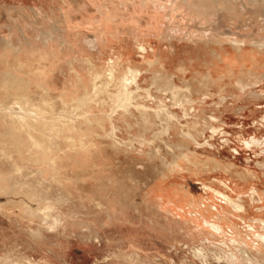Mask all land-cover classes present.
<instances>
[{"label":"rangeland","instance_id":"1","mask_svg":"<svg viewBox=\"0 0 264 264\" xmlns=\"http://www.w3.org/2000/svg\"><path fill=\"white\" fill-rule=\"evenodd\" d=\"M24 1L0 0V58L44 52L47 37L57 76L74 58L87 63L92 56L100 71L119 59L131 84L114 85L129 107L114 104L104 117L127 149L112 150L95 135L96 150L58 152L56 174L51 159L58 145L33 132L36 144L18 123L0 119V257L19 251L47 264H264V3L88 0L93 8L110 3L102 12L85 0ZM138 40L146 43L144 54ZM23 75L34 83L46 79ZM131 112L134 132L122 129ZM166 113L181 116L203 145L173 125L151 146L150 130L161 129ZM13 182L18 198L35 197L62 216V225L47 229L26 214L1 187ZM198 246L219 256L201 261L192 254Z\"/></svg>","mask_w":264,"mask_h":264},{"label":"bare ground","instance_id":"2","mask_svg":"<svg viewBox=\"0 0 264 264\" xmlns=\"http://www.w3.org/2000/svg\"><path fill=\"white\" fill-rule=\"evenodd\" d=\"M85 1L87 7H90L91 11L94 9L98 10L99 8L101 9L102 12H104L103 10L105 9V7L106 9L107 7L112 8L110 3L107 2H103L102 5H98L93 8L95 3L90 2L88 0ZM250 1L252 3H259V4L264 3V0H250ZM21 2L23 3V5H26V2L24 0H21ZM30 8L31 6H29V9ZM94 36L95 35L90 33L88 34L87 37L88 38L87 43L90 44L91 46L92 43L94 42V39L92 40ZM43 38H45V36H43ZM45 42L47 45L45 46V48L43 47L45 49L44 52L35 50L33 51V53H27L26 55L22 54L21 56H19V58L16 61L10 60L9 59L10 57L3 59L0 58V64L4 63L5 66H9L8 67L9 69L7 68L5 70L4 69L0 70V74H1L0 119L10 118V120H13L15 121V123H18L17 129L18 127H20L19 129L25 128L27 132L30 134L32 140L36 144H38L39 142L38 139L35 138V136L32 134L33 132L40 133L41 136L45 137L46 139H49L51 141V145H56V146L58 145L57 148L58 151L56 153L55 151H53V153L55 154L54 156L52 155L53 157L51 159L53 163L52 170L56 174L58 172L57 163H56V159L59 156L58 152L68 155L73 151L74 152L77 151V153H80L82 155L84 154L83 152L85 150L87 151L91 147L94 148L93 150H96V148L99 147L98 140L100 139H107L111 143V145H113V149L111 148L112 150L116 149L115 144L122 145V148L127 149V147H125L121 141L113 138V134L118 133L119 130L116 131L112 129V125L109 123L110 122L109 117L105 118L104 116H108V114L112 112L111 109L114 108V104L115 105L122 104L123 107H129L125 102L124 95H119L121 93L114 85L115 83H119L120 79L121 80L124 79L125 82L126 81L128 82L129 79L126 76V74L129 73V71L126 72L120 71L123 68V66L117 64V62H119V59L115 60L112 66H109V68L107 69L100 71L99 70L100 68L97 67L96 70L95 66L98 63H96L95 58L91 56L87 63L84 62L83 60L84 58H80V59L74 58L68 63L67 66L69 68L62 69L57 76L56 73L55 74L53 73L55 72L54 67L52 66L53 62L52 63L48 62V60L52 58V56H54V54H56L57 52L55 51V49L50 47L51 44L49 43V38L46 37ZM136 44L138 49L144 54L143 52L145 50L144 45H146V43L144 41L138 40ZM126 49H128L131 53L135 48L131 46ZM55 59L57 60V55ZM132 65H133L132 67L133 69H135L136 66H138V65L135 66V64ZM131 72H132L131 74L135 75L134 73L135 71H131ZM23 73L33 78L39 77L46 79H43L44 82L42 81L41 83H34L32 80L25 78ZM130 84L131 82L129 83V85ZM32 85H34L35 87H32ZM69 86H71L70 88L71 90H69ZM131 94L133 95V99L136 98L135 99L136 101L138 98L136 93L133 90H131ZM67 101H69V103ZM93 104L99 106L98 111L94 110L95 106H92ZM107 104L110 105V109L106 108ZM166 115L168 119L165 120V122H163L160 125L161 129L156 131L150 130L151 132H153L155 136V139L149 142L151 146H153V144L156 143V141L157 142L161 141L162 138L167 136V134L171 132L173 125L175 126L179 125L180 126L179 130L182 133V135L194 140V143L196 145H203V143L200 142L197 138L198 133L191 131V129L188 126H185L184 124L180 123V121L182 120L181 116L172 113H166ZM123 120L125 127L122 129L126 131L131 130L132 132H134L136 130V127L139 126L138 119L134 112L129 113L127 116H125V119ZM74 131L76 134L74 133ZM101 131L102 132L106 131L108 134L104 137L101 135ZM6 132L10 133L11 130ZM95 135L97 137H100V139L99 138L96 139ZM131 135L134 138L136 134H131ZM85 136H89L91 139L85 140L84 138ZM92 138H95V141H93ZM256 138L258 137L254 136L252 140ZM206 143H209L211 147L214 146L213 142L208 141ZM250 143L251 141H248L247 146H249ZM259 143L260 145H263L264 138L261 139ZM15 145H17V143ZM18 148L20 149L21 147ZM35 152L37 151H34L33 153ZM67 159H70L71 163L73 162L71 158L68 157ZM41 162L39 164H41ZM71 163L70 165L69 163L66 164L67 169L73 164ZM96 166L98 165L93 164V167ZM15 168L18 171L25 170L24 167L22 169V167H20L18 164L15 165ZM82 169L88 171L89 166L82 167ZM1 187L2 189L3 188L5 189L6 194H8L11 197L12 196L15 197V199H13L15 202L21 201L26 206L25 213L28 214L32 219L37 217L40 218L42 222L46 224L47 229L50 228L55 229L57 228V225L59 223L62 225V216L55 215L52 212H50L48 208H44V206L39 205L38 203L39 201L37 202L35 197H33V199L30 198L31 200H26V198L25 200H23L21 197L18 198L17 197L18 193L16 192L17 190L16 183L14 182L11 183L10 187L9 186H5V187L1 186ZM24 189L25 188L23 187L21 192H24L25 191ZM252 201H255V199H252ZM240 207L244 208L245 206L243 204ZM259 221L264 223V220L259 219ZM198 247L199 248L197 247L193 248L192 252L193 251L194 252L192 254L193 256L195 255L196 257L201 259V261H204L206 263L208 261L211 262L210 260H213L217 256H219V254H216L215 252L216 249L207 250L202 246L201 248L200 246ZM11 251L13 252V250ZM236 256L237 255L234 254V259L236 258ZM221 257L222 256L220 254V257L218 259L221 260L224 258ZM248 258H249L248 260L254 262L253 261L254 256L252 254H248ZM105 260L107 261L106 258ZM216 262L218 263V260H216ZM0 264H47V262L40 259V257L39 259L31 258L29 256L27 257L25 254L20 253L19 251H15L13 253L7 252L5 253V255L1 256Z\"/></svg>","mask_w":264,"mask_h":264}]
</instances>
